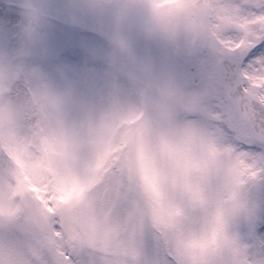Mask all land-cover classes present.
Listing matches in <instances>:
<instances>
[{
	"label": "rangeland",
	"instance_id": "374dc122",
	"mask_svg": "<svg viewBox=\"0 0 264 264\" xmlns=\"http://www.w3.org/2000/svg\"><path fill=\"white\" fill-rule=\"evenodd\" d=\"M256 2L206 0L202 21L189 0H0V264H239L264 214L259 157L222 127L198 52L250 43L229 32L251 31ZM187 57L205 70L193 88Z\"/></svg>",
	"mask_w": 264,
	"mask_h": 264
},
{
	"label": "snow or ice",
	"instance_id": "6c2138e0",
	"mask_svg": "<svg viewBox=\"0 0 264 264\" xmlns=\"http://www.w3.org/2000/svg\"><path fill=\"white\" fill-rule=\"evenodd\" d=\"M243 7L251 13V31L245 35L230 30L229 35L236 42L244 38L250 43L234 51L226 50L221 56L224 103L219 106V112L222 127L234 138L237 150L259 157L258 166L261 170L256 174L259 177L257 184L264 191V139L243 134L245 130L257 124L264 127V26L256 21V17H264V0L245 3ZM234 97L240 98L243 109L250 113L254 124L247 119H227L230 112L240 111V108L232 103ZM260 206L264 209V198ZM259 224H264V214L258 222L251 223L241 234L243 250L239 264H264V232L260 231Z\"/></svg>",
	"mask_w": 264,
	"mask_h": 264
},
{
	"label": "water",
	"instance_id": "95a60500",
	"mask_svg": "<svg viewBox=\"0 0 264 264\" xmlns=\"http://www.w3.org/2000/svg\"><path fill=\"white\" fill-rule=\"evenodd\" d=\"M192 2L194 4V6L199 9L198 11H200L202 14L203 13V2H202V0H192ZM202 51H203L202 53H205L209 56L214 55V52L209 47L203 46ZM220 61H221V58L217 62V71H218L219 79L222 83L223 74H222V68H221V62ZM194 63L195 62L193 60H187L185 62V68H184V74L183 75H184L185 81L187 82L188 85L196 84L200 80L199 71H198V69ZM233 102L235 105H237L240 108V112L242 113L244 118L249 120L251 123L254 124L255 122L252 121L250 113L243 109L242 102H241L240 98L234 97ZM251 130H252V132L256 138L264 139V127H261L257 124V125H255V127H251ZM21 198H22L23 203L26 205V207L29 209V211L31 213V216H32L31 219H33V221L39 227L40 230L45 232V230H46L45 218L39 212V209H37L34 199L31 198V195H29V193H27L26 191H24L22 193ZM4 220L5 219L0 214V225L4 222Z\"/></svg>",
	"mask_w": 264,
	"mask_h": 264
}]
</instances>
